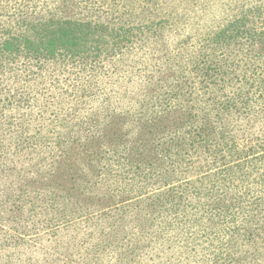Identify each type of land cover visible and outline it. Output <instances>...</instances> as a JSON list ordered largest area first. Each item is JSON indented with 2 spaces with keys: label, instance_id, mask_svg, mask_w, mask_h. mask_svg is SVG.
<instances>
[{
  "label": "trees",
  "instance_id": "16d2710c",
  "mask_svg": "<svg viewBox=\"0 0 264 264\" xmlns=\"http://www.w3.org/2000/svg\"><path fill=\"white\" fill-rule=\"evenodd\" d=\"M5 131L15 133L8 158L17 161L0 163V173L20 196L0 194V203L32 198L18 206V222L68 221L100 204L90 192L79 205L72 197L78 171L96 168L84 162L91 155L125 158L119 179L162 171L164 184L184 164L237 162L212 174L224 173L208 195L222 194L207 200L201 222L188 213L198 204L183 191L199 193L187 184L120 214L107 231L52 233L36 256L5 257L0 246V264H50L59 244L67 248L54 264H264V158H249L264 149V0H0V143ZM150 149L160 166L142 162ZM171 154L176 163L163 164ZM214 231L224 242L198 257L196 240Z\"/></svg>",
  "mask_w": 264,
  "mask_h": 264
},
{
  "label": "rangeland",
  "instance_id": "374dc122",
  "mask_svg": "<svg viewBox=\"0 0 264 264\" xmlns=\"http://www.w3.org/2000/svg\"><path fill=\"white\" fill-rule=\"evenodd\" d=\"M169 48L172 49L173 45L171 42H169ZM56 80H60L61 78L65 80L62 81L64 83L67 80L66 75L62 76L57 75L53 76ZM73 79V77H71ZM71 96L70 98H73ZM64 113H61L58 115V118L63 116ZM68 118L72 119V124L75 122L76 118H74L73 114H69ZM114 126L111 128H108L105 132L108 134V138H112ZM123 132V131H121ZM132 132V131H131ZM4 133V139L0 143V163L3 166V169H8L10 166V163L15 164L13 161L17 158H8L9 152L13 149L14 144H9V140L15 141V133L8 134L7 131ZM68 133L75 134L77 137L80 134V137L83 138L85 134H91L92 132L89 131H78V130H68ZM123 138L121 139V143L123 140L128 137L127 132L122 133ZM114 140L115 137H114ZM16 142V141H15ZM100 142V141H98ZM117 142V140H116ZM97 143V142H94ZM89 145V144H88ZM119 146V144L117 143ZM122 145V144H121ZM85 148L87 146L83 145ZM238 147L240 145L238 144ZM77 152L82 150V147H77L75 149ZM4 152V153H3ZM80 153V152H79ZM199 153V150L195 151V154L197 155ZM172 155V154H171ZM155 155H153L152 150L147 151V158H143L144 161L142 162H148V161H155L158 166L161 164L158 163L157 158H154ZM170 156V155H168ZM98 157V158H96ZM119 157V158H118ZM117 154L113 156V153L108 152L104 154V159L108 160V162H113L115 164H108L105 165L103 158H101L100 155L94 156L91 155L88 158L85 159L84 162L91 159L93 163L96 164V168L91 170L84 169L83 171L79 170L76 176V172L74 173V176L77 177L76 183H75V191L72 197H74V200L79 205V201L83 199L85 203V198L88 195V192L91 193V196L93 194H97V197L94 199L99 202L100 204H97L93 202L90 206L83 208V211L79 217L76 213H72L74 218L68 221L59 220V221H53L50 223H42V224H36L33 220H27L18 222L19 214L17 212L18 206L23 209L26 207H29L31 202H29L32 198L24 196L22 198V202H9L7 201L8 197H2L5 201V203H0V246L4 249V256L5 257H21L25 258L26 256L32 257V255H37L42 251L43 248L47 249V238L52 233H55L54 235H57L59 237L63 236L64 238L67 237L69 240L68 234H70L71 230L75 227L81 228L82 231L85 230L84 226L92 225L95 227L94 229H101L102 226L104 231H107L110 229L111 225L115 224V220L118 218L120 214L122 216L126 217V215L130 216L129 214L132 213L133 209L136 207L146 206L149 202V199L158 193H163L165 196H163V199L166 197V189L170 190L174 193H179L182 190V187H188L187 184L192 186V188H197V192L199 194L194 195L190 192V190H184L183 192H187V199L190 200V198L194 197V202H196L198 205L196 206V210H191L188 213L193 214L196 218H198L201 221L206 219V211L204 209L205 206L208 205L207 200L211 203H213V200H216L218 196L222 194L221 189L218 190V192H215L214 195H208L209 188H213L214 184H219L221 180L219 178L224 174H219L217 176L212 177V174L214 172L219 171L220 169H223L227 167L228 165H232L237 161H233L231 163L227 162L225 164H222L220 166H217L220 161H215L216 163L206 165L203 171H195L194 169H186L185 164L181 167H177L176 174L172 176L171 180L164 184L162 179H165L164 173L160 171L159 173L152 174V172L148 171L146 178H136L135 180L131 179V176L125 180L124 178H117L120 173H122L121 166L118 165L120 163L125 162V158L121 157ZM121 157V158H120ZM130 158V157H128ZM176 157L172 155L171 157L164 158L163 164H165L167 161L170 162L171 159H174L176 163ZM197 157L194 155L192 166H196L197 161H195ZM249 158H264V149L260 150L258 152H255L252 154ZM135 159V158H134ZM51 158H43V163L46 164L47 161L49 162ZM100 160L101 162L98 163L97 161ZM209 160H213L209 158ZM17 161V160H16ZM19 162L21 160L19 159ZM83 162V163H84ZM226 162V161H225ZM229 163V164H228ZM104 164V165H103ZM215 167V168H210ZM170 170H167L170 174L173 170L172 165L168 166ZM41 169H46L45 165H42L41 168L38 170L41 171ZM184 171V173H183ZM264 172V170H259L258 172ZM88 172V175L86 174ZM182 172V174H181ZM142 174H144V171H141ZM264 175V173H263ZM80 176L81 178H79ZM174 178V179H173ZM12 177L10 175H5V173H0V194H6L7 192H10L11 197L18 198L20 196L19 191L15 190L16 183L12 181ZM118 180V181H117ZM142 188L145 190H142ZM37 189V188H36ZM199 189V191H198ZM141 191V192H136ZM221 192V193H220ZM56 194H59L57 191ZM112 195L113 199H105L108 196ZM91 196L87 197L89 200ZM171 196V194H170ZM1 198V197H0ZM170 198V197H169ZM78 200V201H77ZM109 201V203H108ZM107 202V203H106ZM74 205V204H73ZM110 205L111 207H105L101 208L102 206ZM90 208L89 210H86ZM73 211H76V207H73ZM180 213V210H178ZM180 216H183V214L180 213ZM173 218V217H172ZM58 223L57 225H55ZM34 224V225H33ZM89 228H87L88 230ZM199 233L202 234V231L204 229L202 227H198ZM79 232V231H77ZM210 233V228H209ZM213 236V237H211ZM209 236L208 241L206 243H203L202 240L198 239L197 245L194 246L195 253L198 255V257H208L214 250L215 247V241L216 238L220 236V232H215ZM78 233L75 235V240H77ZM106 238V237H105ZM212 239V240H211ZM220 240V242H224V238H217ZM211 240V242H210ZM113 245H116V240L111 242ZM214 244V246H213ZM67 246L64 247V244H59L55 249L51 250V256L48 260V263L54 264L56 261L52 259V257H63L64 253L62 251H65ZM34 257V256H33ZM70 264H78L74 261H70ZM6 264V263H3Z\"/></svg>",
  "mask_w": 264,
  "mask_h": 264
}]
</instances>
